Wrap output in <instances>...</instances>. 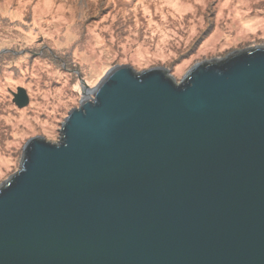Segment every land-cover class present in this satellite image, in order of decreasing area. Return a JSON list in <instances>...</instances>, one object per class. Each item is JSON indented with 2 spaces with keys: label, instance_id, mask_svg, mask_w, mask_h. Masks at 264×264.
Segmentation results:
<instances>
[{
  "label": "water",
  "instance_id": "obj_1",
  "mask_svg": "<svg viewBox=\"0 0 264 264\" xmlns=\"http://www.w3.org/2000/svg\"><path fill=\"white\" fill-rule=\"evenodd\" d=\"M80 83L0 183V264H264V45Z\"/></svg>",
  "mask_w": 264,
  "mask_h": 264
},
{
  "label": "rangeland",
  "instance_id": "obj_2",
  "mask_svg": "<svg viewBox=\"0 0 264 264\" xmlns=\"http://www.w3.org/2000/svg\"><path fill=\"white\" fill-rule=\"evenodd\" d=\"M264 45V0H0V183L116 64L169 69ZM80 78V79H79ZM22 87L29 104L19 108Z\"/></svg>",
  "mask_w": 264,
  "mask_h": 264
}]
</instances>
